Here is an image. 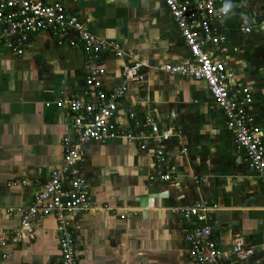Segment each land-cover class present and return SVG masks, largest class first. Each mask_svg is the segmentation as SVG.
<instances>
[{
  "label": "crops",
  "instance_id": "crops-1",
  "mask_svg": "<svg viewBox=\"0 0 264 264\" xmlns=\"http://www.w3.org/2000/svg\"><path fill=\"white\" fill-rule=\"evenodd\" d=\"M40 1L61 2L69 16L120 44L132 60L152 67L186 60V48L161 0ZM226 5V15L215 22L226 37V50L217 54L234 72L233 85L252 91L251 110L264 140V0H228ZM244 27L249 32L241 31ZM123 61L102 57L104 90L120 84ZM83 64L78 48L59 46L47 33L32 34L22 56L0 45L3 231L19 223V215L7 209L26 206L62 165L61 140L73 137V115L56 102L81 91ZM149 113L161 128L181 130L163 148L173 178L150 179L156 173L154 159L136 144L114 139L84 146L80 176L89 182L97 209L73 218L78 264H193L184 240L186 226L171 210L200 200L218 207L210 213V224L219 249L228 250L237 238L252 248L248 258L230 264H264V188L236 150L225 117L204 84L151 71L143 82L128 85L113 121L145 136L142 120ZM55 224L54 216L35 224V239L6 247L4 263L54 264L59 258Z\"/></svg>",
  "mask_w": 264,
  "mask_h": 264
},
{
  "label": "built area",
  "instance_id": "built-area-1",
  "mask_svg": "<svg viewBox=\"0 0 264 264\" xmlns=\"http://www.w3.org/2000/svg\"><path fill=\"white\" fill-rule=\"evenodd\" d=\"M161 1L187 51L182 64L164 63L152 67L144 61L132 60L120 44L91 33L84 22L69 16L59 1L0 0V45L12 54L24 55L32 34L47 33L57 45L78 48L84 55L81 91L56 102L58 108H65L73 115V137L64 136L61 140L62 165L51 171L26 206L7 209L9 213L19 215V223L13 229L3 231L0 228V264H5L7 255L4 249L33 241L35 224L48 216L56 219L54 234L59 258L54 264H78L73 218L76 214L97 209L90 196V184L80 176L79 170L81 149L90 142L105 143L120 139L136 144L140 150L149 151L154 159L156 173L150 179L172 180L174 168L167 163L163 148L170 138L180 137V128H161L154 115L149 113L142 120L148 133L137 136L133 130L113 121L128 85L143 82L147 74L154 70L204 84L225 117L226 128L236 150L243 154L248 170L264 188V140L251 110L254 101L252 91L247 86L236 88L233 85L234 72L217 54L225 52L226 37L217 29L215 22L226 15L227 10L224 9L228 0ZM241 31L249 32V28H241ZM68 34L74 37L69 38ZM104 55L129 60L123 61L120 66V84L107 91L100 82L105 73L100 64ZM129 116L133 119L131 112ZM139 125L134 123V127ZM180 153L185 154L186 149L182 148ZM192 179L197 181L196 176ZM217 209L216 205L200 200L191 206L171 210L186 226L184 240L187 255L193 264H230L232 260H245L252 254V248L244 247L240 238L235 239L228 250L217 247L210 224V213Z\"/></svg>",
  "mask_w": 264,
  "mask_h": 264
},
{
  "label": "clouds",
  "instance_id": "clouds-1",
  "mask_svg": "<svg viewBox=\"0 0 264 264\" xmlns=\"http://www.w3.org/2000/svg\"><path fill=\"white\" fill-rule=\"evenodd\" d=\"M228 7H229V6L226 5L224 10L226 11Z\"/></svg>",
  "mask_w": 264,
  "mask_h": 264
},
{
  "label": "rangeland",
  "instance_id": "rangeland-1",
  "mask_svg": "<svg viewBox=\"0 0 264 264\" xmlns=\"http://www.w3.org/2000/svg\"><path fill=\"white\" fill-rule=\"evenodd\" d=\"M206 92V91H205Z\"/></svg>",
  "mask_w": 264,
  "mask_h": 264
}]
</instances>
